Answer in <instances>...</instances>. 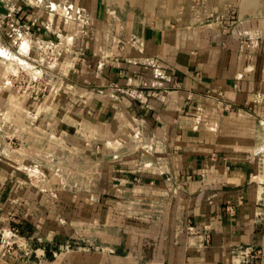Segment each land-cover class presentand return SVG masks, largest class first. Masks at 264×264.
Masks as SVG:
<instances>
[{
  "label": "crops",
  "instance_id": "1",
  "mask_svg": "<svg viewBox=\"0 0 264 264\" xmlns=\"http://www.w3.org/2000/svg\"><path fill=\"white\" fill-rule=\"evenodd\" d=\"M72 2L95 23L73 34L76 57L54 108L63 115L39 122L52 143L39 152L95 160L98 174L77 172L98 175V207L143 210L124 224L118 212L98 217V253L28 264H237L241 247L264 264V0H131L118 14L109 0ZM27 6L0 0V19L13 14L14 31L55 41L51 16ZM59 20L53 30L74 32ZM4 157L0 231L19 226L51 254L55 221L36 210L47 202L34 201L22 169L11 177ZM0 264L20 263L0 252Z\"/></svg>",
  "mask_w": 264,
  "mask_h": 264
},
{
  "label": "rangeland",
  "instance_id": "2",
  "mask_svg": "<svg viewBox=\"0 0 264 264\" xmlns=\"http://www.w3.org/2000/svg\"><path fill=\"white\" fill-rule=\"evenodd\" d=\"M13 1L23 3V7L31 4L49 14L52 18L51 25L47 21L45 28H49V37L56 40H49L45 36L42 41L32 42L29 31L13 30L19 27L15 15H10L7 21L0 19V25L8 28V38L0 41V156L5 158L6 155L7 166L13 170L12 178L15 177L16 168L19 172L22 169L24 184L33 187L34 193L30 192V195H34V201L40 198V202H47L46 206L36 210L45 221H55L53 231L58 238L54 244L56 248L50 249L51 254L39 251V261H51L62 253L73 251L98 253V233L104 227V224L98 225V217H107L118 212L124 224L125 217L132 216L133 212L137 215L143 209L98 207V175L77 172L81 167L83 171L87 168L98 174L99 164L95 160L85 163L84 160L73 157L63 158L64 155L61 154L49 157L39 152V147L50 143L46 130L51 132L48 127H41L39 122L53 114L56 116L55 120L61 119L63 115L61 104L57 112H54V108L60 103L58 96L65 87L62 77L68 74V63L76 57L75 48L72 46H78V41L73 40V34L79 31V26H93L94 17L88 10L76 7L73 0H10L4 4ZM130 1L109 0L115 9L110 12L118 14L120 10L128 9ZM137 9L142 10L141 7ZM56 17L60 19V25H70L74 32L66 36L63 28L53 30ZM122 50L125 51L126 48L120 49ZM16 155L20 162H15ZM36 190L41 191L37 196ZM136 193L142 195V192ZM123 194L120 192L117 197L125 200ZM105 196L104 198H108L109 194ZM7 234L9 235L8 231L5 240L9 241ZM66 235L77 239H64ZM46 243L44 241L42 245ZM26 247L36 249L29 243ZM13 248L19 249L17 245ZM23 255L24 251L19 250L16 253V263L21 262Z\"/></svg>",
  "mask_w": 264,
  "mask_h": 264
},
{
  "label": "built area",
  "instance_id": "3",
  "mask_svg": "<svg viewBox=\"0 0 264 264\" xmlns=\"http://www.w3.org/2000/svg\"><path fill=\"white\" fill-rule=\"evenodd\" d=\"M10 1V0H2ZM232 21L234 17L231 18ZM9 235L7 234L9 241L5 240V231H0V252L3 256H9L15 259L16 253L20 251H24V255L21 257L20 264H28L32 257L39 258V250L27 248L28 240L25 239V236L22 232V229L19 226H13L8 230ZM30 244V243H29ZM17 245L19 247L18 250H15L13 246ZM31 245V244H30ZM260 251L255 250L253 248H239L234 251V258L238 261L237 264H251L252 261L257 257ZM16 260V259H15Z\"/></svg>",
  "mask_w": 264,
  "mask_h": 264
},
{
  "label": "bare ground",
  "instance_id": "4",
  "mask_svg": "<svg viewBox=\"0 0 264 264\" xmlns=\"http://www.w3.org/2000/svg\"><path fill=\"white\" fill-rule=\"evenodd\" d=\"M23 45V44H22ZM1 53V52H0ZM5 57V56H4Z\"/></svg>",
  "mask_w": 264,
  "mask_h": 264
}]
</instances>
